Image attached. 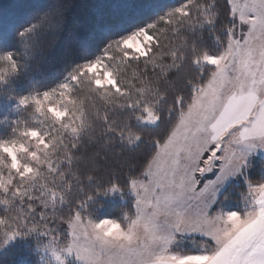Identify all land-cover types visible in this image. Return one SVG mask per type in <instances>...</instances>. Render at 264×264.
Wrapping results in <instances>:
<instances>
[{
    "label": "snow or ice",
    "instance_id": "obj_1",
    "mask_svg": "<svg viewBox=\"0 0 264 264\" xmlns=\"http://www.w3.org/2000/svg\"><path fill=\"white\" fill-rule=\"evenodd\" d=\"M10 31L11 41L0 32V249L36 236L57 264H264V0H48ZM42 32L55 52L33 74ZM86 141L150 145L125 180L127 229L94 218L98 194L124 189L80 171ZM233 179L240 207H217Z\"/></svg>",
    "mask_w": 264,
    "mask_h": 264
},
{
    "label": "trees",
    "instance_id": "obj_2",
    "mask_svg": "<svg viewBox=\"0 0 264 264\" xmlns=\"http://www.w3.org/2000/svg\"><path fill=\"white\" fill-rule=\"evenodd\" d=\"M48 0H0V32H5L6 39L11 41V31L13 27H19L20 25L26 24L35 14L38 6L47 3ZM69 3H82L87 2V0H65ZM148 2L153 3L161 8L174 5L177 0H148ZM223 4V0H220ZM224 20V17H221ZM206 42L210 43V38L205 33ZM54 43V37L49 32H42L37 37V53L35 58L31 61L33 74L38 73V71H43L47 68L49 62L53 59V53L55 48L52 47ZM26 85V81L23 82ZM0 119H2V114H0ZM3 126L0 125V130ZM103 142L100 143H88L85 142L84 146L80 149V155L85 157L79 165L80 171L82 173H92L94 174L98 182L104 184L105 187L108 186V182L115 178V181L121 185L123 189L126 188L125 180L130 171L138 172L140 166L143 163L144 156L148 151H150V145L147 143L141 144L135 149H121L119 146H108L107 148L102 146ZM94 159H88L92 158ZM254 164V163H253ZM259 165H253V169L250 174L254 175L255 170H259ZM234 190H232V188ZM242 183H232L229 184L226 189H224L225 195L228 199L226 202L230 203L235 201L236 197H239L240 192L238 190L242 187ZM95 188V184L91 185L87 191L91 193L92 189ZM77 195H82L80 193L73 192V198ZM102 194H98L92 204V211L95 213L94 217H111L118 218L121 215V208L123 209L130 207V204L126 202L125 204L119 205H109L101 199ZM103 201V202H102ZM102 202V203H101ZM225 202V201H224ZM103 203L106 205L104 208H98ZM238 203V202H237ZM2 211V206H0V215H4ZM61 214H67V208H64ZM63 227V226H61ZM45 240L41 238L38 240L36 236L28 238H17L15 241L10 242L5 248L0 249V264H39L38 254L36 248L38 245H42Z\"/></svg>",
    "mask_w": 264,
    "mask_h": 264
},
{
    "label": "rangeland",
    "instance_id": "obj_3",
    "mask_svg": "<svg viewBox=\"0 0 264 264\" xmlns=\"http://www.w3.org/2000/svg\"><path fill=\"white\" fill-rule=\"evenodd\" d=\"M253 163H254L253 165H255V166H258V165L260 166V161L258 160V158L257 159H254L253 160ZM251 170L252 169H250V171ZM206 177L207 178H213L210 173L209 174H206ZM239 182H241V181L238 180V179H233V180L230 181L229 184L231 185L232 183L234 184V183H239ZM235 187L236 186H234L232 188V190H234ZM242 191H244L243 188H240L238 190V192H242ZM101 199L105 202V204H108V206L109 205H119V203L120 204L121 203L122 204H125L126 202H128V204H130V207L126 208L125 210H127V211L130 212L133 209V201H134L135 197H134V194L133 193H131L130 191L127 190V188H125L124 189V192H113L111 194H102ZM234 200L235 201H232L231 202V204H233V205H231V207L229 206L230 203L226 202L227 200H225V202L223 203V205H219L218 204L217 207H221L222 206L225 210H232V209L234 210V209L240 207L239 197H236ZM105 204L103 203V205L102 206L100 205L98 208H100V209L104 208L106 206ZM123 207H124V205H122V208H121V215L125 211L123 209ZM121 215H120V217H121ZM94 216H95V213H94ZM94 218H97V217H94ZM100 218H111V217L105 216V217H100ZM195 239L197 241L203 242L206 238L197 235L195 237ZM45 242H43V243H45ZM188 243L190 245L191 242H188ZM34 252L36 254H38V263L39 264H57L56 260L50 254L45 255L44 252H43V250L41 248H39V247L36 248V251H34ZM65 264H82V262L78 261L75 258V256L72 255V256H66L65 257Z\"/></svg>",
    "mask_w": 264,
    "mask_h": 264
},
{
    "label": "clouds",
    "instance_id": "obj_4",
    "mask_svg": "<svg viewBox=\"0 0 264 264\" xmlns=\"http://www.w3.org/2000/svg\"><path fill=\"white\" fill-rule=\"evenodd\" d=\"M119 192V191H118ZM112 192H109L107 194H111ZM112 220L114 221H117L119 224H121L122 227L124 228H128V225L130 223V213L129 211L125 210L121 217H118V218H111ZM99 231L101 233H104V232H111V233H117L118 232V229H116L113 225H110V224H105L103 225Z\"/></svg>",
    "mask_w": 264,
    "mask_h": 264
}]
</instances>
